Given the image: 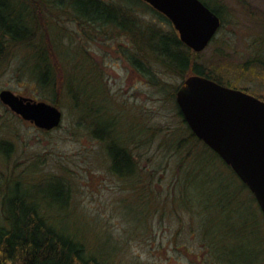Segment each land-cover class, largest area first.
<instances>
[{
    "label": "trees",
    "instance_id": "16d2710c",
    "mask_svg": "<svg viewBox=\"0 0 264 264\" xmlns=\"http://www.w3.org/2000/svg\"><path fill=\"white\" fill-rule=\"evenodd\" d=\"M202 1L219 15L220 30L233 7L225 0ZM240 4L261 31L252 56L242 62L231 59L224 41L210 56L193 50L171 21L145 0H0V66L17 60L19 72L28 74L39 91L38 99L58 105L65 94L71 97L72 75L78 66L86 69L84 83L90 78L98 84L102 93L97 95L112 96L107 93L102 70H94L85 60L84 38H102L105 47L115 44L123 60L154 86L160 98L174 104L179 124H154L150 135L154 139L162 132L159 147L166 150L168 165L173 161L169 187L160 184L157 168L141 164L144 153L140 144L147 145L150 137L136 134V115L130 129L112 132L111 124H106L101 132L93 125L92 134L103 142L111 172L135 195L130 200L134 209L145 218L152 208H171L182 224L197 234L200 256L205 253L208 264H264V213L249 186L189 126L176 101L181 82H170L169 77L176 75L183 80L200 74L238 87L237 75L255 74L259 68L264 73V9L247 1ZM215 39L216 35L210 44ZM251 92L264 99V93ZM120 116L117 113L113 121L121 122ZM79 118L85 123V117ZM5 141L3 144L10 148L6 155L1 152L6 160L14 144ZM1 173L0 264H133L121 261L122 247L109 229L95 225L85 214L84 223L80 221L77 208H70L67 183L68 207L64 213L73 223L68 227L56 222L54 213L36 194H18L20 187L34 183L36 178L26 177L21 169ZM14 181L17 187L11 191L9 185ZM102 234L108 243L97 246L95 242Z\"/></svg>",
    "mask_w": 264,
    "mask_h": 264
},
{
    "label": "rangeland",
    "instance_id": "374dc122",
    "mask_svg": "<svg viewBox=\"0 0 264 264\" xmlns=\"http://www.w3.org/2000/svg\"><path fill=\"white\" fill-rule=\"evenodd\" d=\"M225 1L233 10L228 12L229 20L217 32L215 41L203 50L204 55H212L224 41L225 51L231 59L233 57L237 61H246L255 51L254 42L260 37L261 31L253 18L241 10L240 1L251 2L264 9V0ZM84 40V52L87 56L85 60L90 61L87 65L93 66L94 70H102L107 93L112 96L103 98L98 94V97L97 93L101 92L98 84L90 81V78L84 83L86 69L78 66L72 75L74 83L71 97L65 94L58 100L63 120L53 130L40 129L1 102L0 153L6 155L5 151L10 149L9 145L3 144L5 139L11 140L14 148L6 160L0 154V174L2 171L8 173L14 168L25 171L26 177L31 175L36 178L34 183L20 187L18 194L32 192L39 196V201H43L45 208L54 213L56 222L66 227L73 225L64 213L68 207L67 183L69 198L71 196L70 208H77L81 222L84 221L85 214L93 219L95 225H103L109 229L122 247L119 258L125 263L208 264L204 259L206 254H203V258L200 256L202 247L197 234L186 223L182 224L178 214L172 212L171 208L160 207L156 212L152 208L145 218L143 213L134 209L133 201L131 203L130 200L135 195L111 172L103 142L92 134L93 125L101 132L106 130V124H111L112 132H119L121 128L130 129L127 122L131 123L136 115V134L140 138L147 134L150 137L151 126L154 124H179L177 121L180 118L175 115L174 104L160 98L154 86L132 70L117 52L115 44L108 48L102 38ZM6 63L0 66V90L10 88L26 96H41L32 86L29 75L19 72L17 60ZM259 70L255 74L248 72L237 75L240 81L238 87L244 86L249 92L264 93V73L260 68ZM169 81L180 83L182 79L174 75L169 77ZM84 87L87 93L85 98ZM121 105L124 109H118ZM119 111L123 118L121 122L115 123ZM79 117H85V123ZM143 130L146 134H141ZM161 135L162 132H157L154 139L150 137L147 143L143 142L147 145L140 144L139 150L144 153L140 159L141 164L151 169L157 168L160 184L169 187L173 161L168 165L166 150L159 147ZM53 174L63 178H54ZM1 181L4 185L5 179ZM9 186L11 191L15 189L16 181ZM95 243L97 246H105L108 243L107 237L102 234Z\"/></svg>",
    "mask_w": 264,
    "mask_h": 264
},
{
    "label": "water",
    "instance_id": "95a60500",
    "mask_svg": "<svg viewBox=\"0 0 264 264\" xmlns=\"http://www.w3.org/2000/svg\"><path fill=\"white\" fill-rule=\"evenodd\" d=\"M163 12L193 50H204L221 19L202 0H145ZM0 99L24 119L43 129L61 125L54 103L0 90ZM177 103L194 133L215 150L255 194L264 213V99L205 75L187 76Z\"/></svg>",
    "mask_w": 264,
    "mask_h": 264
},
{
    "label": "flooded vegetation",
    "instance_id": "af4514ba",
    "mask_svg": "<svg viewBox=\"0 0 264 264\" xmlns=\"http://www.w3.org/2000/svg\"><path fill=\"white\" fill-rule=\"evenodd\" d=\"M145 81H146V80H145ZM146 82H147V81H146ZM121 107H122V105L119 106L118 109H120ZM122 108H123V107H122ZM123 109H124V108H123ZM120 115H121V111L118 112V117H119V119H120V117H121ZM127 124H128V126H129V128L132 127V123L127 122Z\"/></svg>",
    "mask_w": 264,
    "mask_h": 264
}]
</instances>
